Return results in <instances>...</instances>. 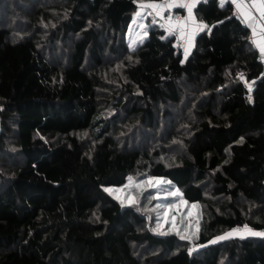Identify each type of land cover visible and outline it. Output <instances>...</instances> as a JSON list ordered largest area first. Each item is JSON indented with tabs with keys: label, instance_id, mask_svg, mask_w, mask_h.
I'll list each match as a JSON object with an SVG mask.
<instances>
[{
	"label": "trees",
	"instance_id": "obj_1",
	"mask_svg": "<svg viewBox=\"0 0 264 264\" xmlns=\"http://www.w3.org/2000/svg\"><path fill=\"white\" fill-rule=\"evenodd\" d=\"M159 1L0 0V264H264V236L211 243L264 231L251 31L231 3L201 0L210 30L187 58L150 18L129 48L138 2ZM129 175L167 177L197 201L198 236L162 235L146 224L149 199L105 191Z\"/></svg>",
	"mask_w": 264,
	"mask_h": 264
},
{
	"label": "snow or ice",
	"instance_id": "obj_2",
	"mask_svg": "<svg viewBox=\"0 0 264 264\" xmlns=\"http://www.w3.org/2000/svg\"><path fill=\"white\" fill-rule=\"evenodd\" d=\"M201 0H161V2H138V10L135 13L137 18H143L145 10H151L147 12V15H153L164 20V23L160 27L165 28L169 35L175 36L178 41H183L184 54L185 58L190 51L195 35L209 29V26L203 22H198L196 15L194 14V9L197 7V4ZM206 2V0H205ZM226 2L234 5V13L237 19H240L241 22L251 30L250 41L253 46H255L261 53V58L264 60V0H220V6L223 7ZM181 8L186 9V16H175L173 17L169 14L166 18L164 13L167 11L171 13L172 9ZM137 21L133 19V24ZM152 23H157L154 19ZM142 29L145 28L144 24H140ZM147 31L143 32V36L140 33H137L139 42H143V38L147 36ZM137 43V40L132 41L134 46ZM240 79L244 80L247 84L249 91H251V83H248L245 80L244 74H240ZM251 100V96H249ZM165 184H170L168 181H164L157 178H148L140 183H136L132 177H128V184L125 185V188H130L135 186L139 190L147 189H157L158 192L155 196L149 197V199H161L159 191L161 186ZM146 186V187H145ZM105 191L110 194H114V197L120 200L121 204L125 203L127 200L130 204L138 203L135 197L131 193H127L125 196H121L120 193H124L125 189H109L106 188ZM166 192V195L163 197L167 199L168 197L175 198L174 202L170 203H158L156 208L153 209L157 211V230H162L164 225H169L167 231H161L160 234L167 235L171 232H174L181 240H189L193 237L198 236L199 232V213L194 214L193 210L199 209V205L193 203L189 204L188 201L183 199V195L179 189L167 190L163 189ZM143 194V191L140 192ZM193 219H195V229L193 230ZM245 235L250 236H264V232H257L250 229L247 225H244L243 228L233 229L232 231L226 233L223 236L217 237V240H223L230 238L232 236H239L244 238ZM216 240L211 241L215 243Z\"/></svg>",
	"mask_w": 264,
	"mask_h": 264
},
{
	"label": "rangeland",
	"instance_id": "obj_3",
	"mask_svg": "<svg viewBox=\"0 0 264 264\" xmlns=\"http://www.w3.org/2000/svg\"><path fill=\"white\" fill-rule=\"evenodd\" d=\"M138 10H140V9L137 8L135 10V12L133 13L132 20H131V22L129 24V27L127 29V32H126V41H127V45H128L129 48H134L138 43H141V42H139V38L137 37V33H140V35L143 36V32L145 30L147 31V21H148V18H149V15H147V12L149 10H145L144 11L143 18H137L135 16V13ZM171 14L173 15V17H175L177 15V12H173L172 11ZM133 19H136V21H137L135 24H133ZM154 19L157 21V23H160L159 18H154ZM154 19H151V21H153ZM140 24H144L145 25V28L142 29L140 27ZM167 33H168V31H167ZM145 39H146V37L143 38V41ZM133 40H137V43L134 46L132 45V41ZM182 54H183V56H185L184 52ZM128 177H132L136 183H140V182H142L144 180H147L148 178H157V179H161V180H164V181H168V182H170V184H165V185H162L161 186V190L159 191V195L161 196V199H159V200H157V199H151L150 200L149 197L155 196L157 194L158 190L157 189L139 190V189L135 188V186H132L130 188H125V185L128 184ZM128 177L126 178V180L123 183H121L119 185H107V186L104 187V189H106V188H109V189H121V188H124L125 189V192L124 193H120V195L123 197L127 193H131L135 197V199L138 201V203H140L142 201V198L143 197H146L147 199H149L148 209L150 211V212H148V217L149 218L147 219V222H146L147 226H149V227H152L153 226L154 229H155V231H158L159 233L161 231H167L169 225H164V228L162 230H157L156 229V225H157V211H154L153 209L156 208V205L158 203H170V202H174L175 201V198H172V197H168L167 199H164L163 198L166 195V192L163 191V189H167V190L171 191V190L178 189V187L174 183H172V181L169 180V178L164 177V176H147V177H142V178H138V179L135 178V177H133V176H131V175H129ZM141 191H143V194L142 195L140 194ZM111 195L114 197V194H111ZM183 199L186 200V201H188L189 204L195 203V204L199 205V203L197 201H189V200L185 199L184 197H183ZM118 201L120 202V200H118ZM123 205H132V204L128 203L127 200H125V203ZM193 211H194V214L196 212L199 213V219H200V207H199V209L193 210ZM194 229H195V219H193V230ZM228 232H230V230H228L226 232H223V233H220L219 235L215 236L211 241L216 240V242H218L219 240H217L216 238L217 237H220V236H223V235H225ZM171 233H174V232H171ZM192 247H193V245H192Z\"/></svg>",
	"mask_w": 264,
	"mask_h": 264
},
{
	"label": "built area",
	"instance_id": "obj_4",
	"mask_svg": "<svg viewBox=\"0 0 264 264\" xmlns=\"http://www.w3.org/2000/svg\"><path fill=\"white\" fill-rule=\"evenodd\" d=\"M205 1V0H204ZM159 2H161V0L159 1ZM184 10V9H183ZM149 11H151V10H149ZM173 11V9L171 10V12ZM234 11H235V9H234V6H233V11H232V14L234 13ZM164 15H165V18L169 15V14H167V12H165L164 13ZM177 15H179V16H184V14H179V13H177ZM176 15V16H177ZM236 17V16H235ZM149 18H151V19H154V18H159V17H156V16H154V14L153 15H149ZM159 20H160V24H163L164 23V20H162V19H160L159 18ZM240 22H241V20L240 19H238ZM241 24H243L242 22H241ZM244 25V24H243ZM245 26V25H244ZM250 30V29H249ZM251 31V30H250ZM174 37V39H175V43H176V45H177V47H178V49L181 51V53H183L184 52V47L183 46H181V45H183V41H178L177 39H176V37L175 36H173ZM257 49V48H256ZM257 51H258V49H257ZM258 61L262 64V66H263V68H264V60H262V58H261V53L258 51ZM238 228H243V226H236L234 229H238ZM250 229H252L253 230V228H251V227H249ZM254 231V230H253ZM259 232H264L262 229H260L259 230Z\"/></svg>",
	"mask_w": 264,
	"mask_h": 264
},
{
	"label": "crops",
	"instance_id": "obj_5",
	"mask_svg": "<svg viewBox=\"0 0 264 264\" xmlns=\"http://www.w3.org/2000/svg\"><path fill=\"white\" fill-rule=\"evenodd\" d=\"M233 6H234V5H233ZM183 11H184V13H183L184 16H186V15H187V11H186V9H184ZM166 12H167V11H166ZM167 14H171V13L167 12ZM171 15H172V14H171ZM172 16H173V15H172ZM128 27H129V26H128ZM258 51H259V50H258Z\"/></svg>",
	"mask_w": 264,
	"mask_h": 264
}]
</instances>
